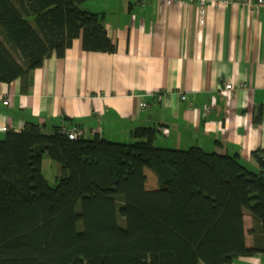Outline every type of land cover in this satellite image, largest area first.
<instances>
[{"label":"trees","instance_id":"16d2710c","mask_svg":"<svg viewBox=\"0 0 264 264\" xmlns=\"http://www.w3.org/2000/svg\"><path fill=\"white\" fill-rule=\"evenodd\" d=\"M88 1L0 0V82L20 80L26 94L34 71L79 38L85 52L115 53L105 15L81 8ZM61 130L27 123L0 140V264L264 256V178L237 156L160 148L153 128L136 129L131 143L69 140ZM45 158L60 165L56 187L43 174Z\"/></svg>","mask_w":264,"mask_h":264},{"label":"crops","instance_id":"0c3cea01","mask_svg":"<svg viewBox=\"0 0 264 264\" xmlns=\"http://www.w3.org/2000/svg\"><path fill=\"white\" fill-rule=\"evenodd\" d=\"M81 8L105 15L116 52H85L79 38L64 58L53 55L34 71L26 94L20 80L0 82V129H7L0 140L27 123L47 132L77 126L85 139L115 143L153 128L157 147L237 156L264 178L263 11L237 4L201 11L167 0H92ZM51 163L44 159V176ZM246 223L251 230L252 218ZM232 264H264V256Z\"/></svg>","mask_w":264,"mask_h":264},{"label":"built area","instance_id":"2783aa9c","mask_svg":"<svg viewBox=\"0 0 264 264\" xmlns=\"http://www.w3.org/2000/svg\"><path fill=\"white\" fill-rule=\"evenodd\" d=\"M176 1H187L192 4H196L200 10L202 11L207 5H212L214 7H221L230 4H237L239 6H243L256 13L259 11L264 12V0H167L168 3H173ZM226 92H230L232 90V84H227L225 86ZM10 101L7 99L5 101V105H9ZM142 107H147L146 104H142ZM6 128H1L0 131H6ZM61 133L64 134L69 140H78L84 139L86 137V132L81 127H68L63 126Z\"/></svg>","mask_w":264,"mask_h":264},{"label":"rangeland","instance_id":"374dc122","mask_svg":"<svg viewBox=\"0 0 264 264\" xmlns=\"http://www.w3.org/2000/svg\"><path fill=\"white\" fill-rule=\"evenodd\" d=\"M51 164L52 165H50V168L46 169L45 177L51 187H56L59 184L61 175L56 167L58 166V163L52 161ZM120 223L123 222L121 221Z\"/></svg>","mask_w":264,"mask_h":264}]
</instances>
